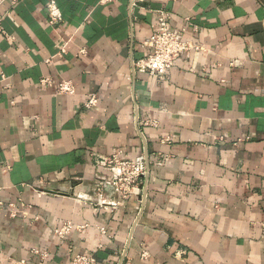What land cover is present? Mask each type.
<instances>
[{
  "label": "crops",
  "instance_id": "0c3cea01",
  "mask_svg": "<svg viewBox=\"0 0 264 264\" xmlns=\"http://www.w3.org/2000/svg\"><path fill=\"white\" fill-rule=\"evenodd\" d=\"M49 1L0 0V264H264V0ZM158 10L198 48L149 75Z\"/></svg>",
  "mask_w": 264,
  "mask_h": 264
},
{
  "label": "built area",
  "instance_id": "2783aa9c",
  "mask_svg": "<svg viewBox=\"0 0 264 264\" xmlns=\"http://www.w3.org/2000/svg\"><path fill=\"white\" fill-rule=\"evenodd\" d=\"M100 1L101 3H110L114 0ZM47 9L50 25L55 26L60 23L62 14L55 0L48 2ZM142 46L146 47L148 52L134 61L133 69L149 75H162L198 48L190 41L184 40L181 31L171 28L169 15L163 10L157 11L154 31L142 41ZM81 52L84 50L82 49ZM42 82L49 84L47 79H43ZM57 89L60 93L71 94L73 92L72 85L67 81L60 82ZM97 105L96 94H91L84 103L86 108H96ZM143 124H148V121H143ZM97 163L113 171V183L122 199H127L133 193L136 185L148 172V160L145 155L126 157L121 150L106 157H99ZM1 205L0 203V207ZM9 206L12 207L13 204H9ZM85 226L77 227L83 229ZM71 228L72 224L65 222L56 228L54 233L63 238L71 231ZM71 264H95V258L91 254L77 253L71 257Z\"/></svg>",
  "mask_w": 264,
  "mask_h": 264
}]
</instances>
